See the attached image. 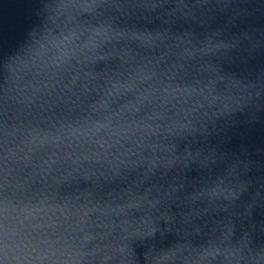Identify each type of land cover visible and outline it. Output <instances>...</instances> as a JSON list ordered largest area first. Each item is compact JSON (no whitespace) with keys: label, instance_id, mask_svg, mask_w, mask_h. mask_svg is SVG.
Listing matches in <instances>:
<instances>
[{"label":"clouds","instance_id":"1","mask_svg":"<svg viewBox=\"0 0 264 264\" xmlns=\"http://www.w3.org/2000/svg\"><path fill=\"white\" fill-rule=\"evenodd\" d=\"M6 259H7V257H6ZM107 259V258H106Z\"/></svg>","mask_w":264,"mask_h":264}]
</instances>
